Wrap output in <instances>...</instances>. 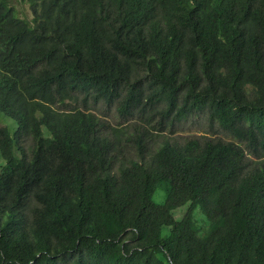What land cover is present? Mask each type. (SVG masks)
Here are the masks:
<instances>
[{"label": "trees", "instance_id": "obj_1", "mask_svg": "<svg viewBox=\"0 0 264 264\" xmlns=\"http://www.w3.org/2000/svg\"><path fill=\"white\" fill-rule=\"evenodd\" d=\"M0 119V264H264V0H0Z\"/></svg>", "mask_w": 264, "mask_h": 264}, {"label": "rangeland", "instance_id": "obj_2", "mask_svg": "<svg viewBox=\"0 0 264 264\" xmlns=\"http://www.w3.org/2000/svg\"><path fill=\"white\" fill-rule=\"evenodd\" d=\"M14 5L16 7V9L18 10V14L20 17L22 18H30L31 17V9L28 5L19 3V2H14ZM109 115L111 116V118L109 119L112 123H114V118L115 117V111H111L109 112ZM201 119H196V121H200ZM7 121L0 119V126L2 125H6ZM140 125V122H139ZM188 133H196L197 130H195V128H189V130L187 131ZM188 133H184V135H188ZM165 135H169V132H167ZM225 138H228L227 136H224ZM160 140L156 138L155 141L153 142V147L156 148L159 146L160 144ZM4 165V161L1 157L0 154V169L1 167ZM153 200L155 203L157 204H164L165 203V194L162 191H157L153 197ZM189 205L183 206L179 209H177L176 211H174V217L176 220H181L182 217L186 214L187 210H188ZM195 223L196 226L199 228V234L200 236H203L210 228V224L207 220V218L203 215V213L201 212V209H196L195 210ZM168 230H166L167 233Z\"/></svg>", "mask_w": 264, "mask_h": 264}]
</instances>
